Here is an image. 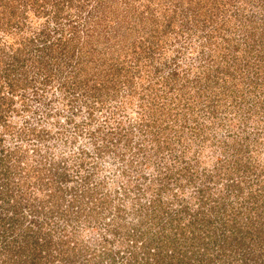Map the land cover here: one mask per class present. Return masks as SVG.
Segmentation results:
<instances>
[{
  "label": "rangeland",
  "instance_id": "374dc122",
  "mask_svg": "<svg viewBox=\"0 0 264 264\" xmlns=\"http://www.w3.org/2000/svg\"><path fill=\"white\" fill-rule=\"evenodd\" d=\"M16 1L17 7L5 6V19L20 18L29 34L63 26L82 2ZM98 1L105 8L84 48L81 81L73 82L66 70L43 86L37 52L30 54L35 60L28 61L27 73L11 75L20 79L15 91L0 79V137L12 169L5 175L7 166H0V264L35 254L36 239L47 264H178L187 254V264H264V0ZM5 95L10 99L4 102ZM117 118L125 129L132 124L136 162L127 169L136 183L131 194L142 204L122 211L125 219L115 224L146 233L131 242L118 232L113 237L119 240L101 254L98 241L108 237L118 196L125 198V177H115L126 166L113 153L119 142L104 139ZM29 125L36 130L28 138L22 131ZM96 139L106 147L102 156ZM169 143L174 150L163 149ZM25 148L30 171L23 156L15 163V152ZM85 150L94 157L87 162ZM138 160H146L144 167ZM56 174H63L61 190L55 180L46 184ZM41 178L52 212L37 222L32 207L38 198L29 193L37 194ZM89 190L100 193L85 195ZM198 212L211 221L191 223ZM41 224L50 231L46 238L43 232L38 238ZM26 225L35 231L24 243ZM149 250L164 258L158 261Z\"/></svg>",
  "mask_w": 264,
  "mask_h": 264
},
{
  "label": "trees",
  "instance_id": "16d2710c",
  "mask_svg": "<svg viewBox=\"0 0 264 264\" xmlns=\"http://www.w3.org/2000/svg\"><path fill=\"white\" fill-rule=\"evenodd\" d=\"M94 1H95V3L92 4V2L90 0H82V2L77 5V6H80L79 14L78 13L77 14H75V13L69 14L70 18L67 19L68 22H65V24L63 26L58 25L55 30L48 29V30H44V31L39 32V33H35V34L30 33L29 34L26 31H24L25 28H24V25L22 24L23 20H21L20 18L15 17V19H13L12 16H9L7 19H5V14H7V10L4 11L5 6H7L8 3H14V5L11 6L13 8V7L19 6L21 4V2H17L16 0H0V8H1V6L3 8V13H1V11H0V79L3 77L5 80L8 79L5 81L4 85H3V83L1 84L2 87H6V88L9 87V89L12 92L16 90V84H17V82H19L20 79L13 80L11 75H13L14 71H16V70H18V72H20L22 76H23V74L27 73L26 68L29 65L28 61H31V60L34 61L35 60V58L30 54H32V53L34 54L35 52L38 53L36 62L39 63V67H40L39 71L43 70V72H45V76H44L45 79L43 81V83H45V84L43 86H45V85L48 86V84L54 78L61 79V75H63L66 70L69 73V75H68L69 78H72L73 82L75 81V79H78L76 81H81L80 78L83 76L82 73H84V70H85L84 61L87 58V56L84 54V52H85L84 48L86 46H88V43L90 42V40L93 36L91 34L96 32L95 25H97L96 23L98 22L97 21L98 19H96V16L99 15V12L104 11V8H105L104 5L106 3V2L103 3V2H99V1L96 3V0H94ZM102 1H105V0H102ZM90 4H92V5H90ZM15 13L17 14L16 11H15ZM94 22H96V23H94ZM18 37H19V40L23 42V47H20L21 44H20V42L18 43ZM70 42L72 43V47H70ZM124 66L125 65H122V67H124ZM64 68H65V70H64ZM19 69L21 71H19ZM111 71L112 70H110L108 72V74H111ZM103 80H105V79H103ZM24 84H25V82H24ZM62 84L64 86L67 85V80L63 79ZM47 86L43 87L42 91L47 90ZM10 90H8V91H10ZM36 92L37 91H35V93ZM2 99L5 102L6 100H8L10 98L7 95H5L4 97H2ZM48 105H49V103H46V105H45L46 108L48 107ZM49 115H51V114L49 113ZM93 119L94 118H92V120ZM141 119H144V117H141ZM92 120L88 122V125L91 124ZM69 121L74 123L73 118H69ZM122 122L123 121H119L117 118V120H116L117 125L114 126L113 129L107 131L105 133V137H104L105 140H106L107 136L110 139H112V138L116 139V137H117L116 140L121 144L120 145H119V143L117 144V146L114 148L113 153L116 152L117 153L116 158L117 159L121 158L122 160H124V164H126V166L121 170L119 175L115 176L118 180H119L120 176L125 177V181H124L125 185H124V192H123L125 194V198L118 196V203H116V205H114L113 203L111 204V205L116 206L115 209L117 211H119L121 213V215H118V213H119L118 212L116 214L117 215L116 218H113V222L108 224V226H109L108 237L106 235H104L103 236L104 238H102V240L98 241V243L101 244L102 251L104 250V252H100L101 254L102 253L108 254V252H106V251L111 250L108 247V246H110L109 244H111V242H116L117 240H119V238L117 239L116 237H113L114 235L118 234V232H122L124 236H127L128 239L131 240V242L138 241L137 238L140 235L146 233V232L141 231V229L139 227H134V231L131 230L132 232H130L129 229L127 231H126V229L124 231H122L121 229H119V226L115 224L117 220L125 219V216L123 218L122 211L125 212L126 209L128 210L129 208H135V206L137 204L138 205L142 204L138 198L139 195H136V194L132 195L131 194V192H132L131 188L134 185H136V183L133 182L134 180L130 176V172L127 169L128 167L133 166L134 163L136 162V160L134 159L133 153H130L133 151V149L131 148L132 145L130 143L132 140V137H130V133H131L130 128H131L132 124H130L129 128L127 127L125 129L124 128L125 126H122ZM5 124H7V129H10L11 124L10 123L9 124L5 123ZM75 126L80 127V125L78 123H75ZM35 130H36V127L29 125L28 128L26 129V131H22V133H23L24 137L25 136L28 137V135L34 133ZM93 132L94 131H91V129H90L89 133L91 134V137H94L95 133H93ZM41 137L43 138L42 135H41ZM2 140H3V137L2 138L0 137V154H1L0 166H2V168L7 166L5 171H4V174L10 175L12 173V169H10V166L7 165V160H6V159H8L10 152H8L7 146H3L1 144ZM97 142L98 141L96 139V141H95L96 152H97V154L102 156L103 153H105V151L103 152V150L106 149V147H100L99 143L97 144ZM162 146L163 145H160V147H162ZM180 146H182V145H180ZM120 147H123V148H120ZM165 148H167V149L173 148V150L175 149V147L170 143L167 144V146H163V149H165ZM109 149H111V148H109ZM140 150H142V147H137L135 152H138ZM15 153H16L15 156H17V160L15 161V163L21 162V156H23V161L26 162L24 167L29 169V171L33 169V165L31 164V161L29 159L30 158L29 148H25L22 151L21 155L18 154V151ZM127 153H129L130 155L126 156ZM134 155H136V154H134ZM131 156H132V158H131ZM83 158H84L83 160L85 162H87L89 159H93L94 157H93L92 152L90 150H88V151L85 150ZM114 160H115V158H114ZM137 163H139V165L144 167V165L146 164V160H138ZM93 166H94V169L97 170V172H100V170H103V168L100 166H98L96 168L95 163L93 164ZM115 166H117V164ZM142 171H143V169H142ZM62 175L63 174H59V176H62ZM59 176L56 174L55 177H53L46 184L48 186H53L52 181L55 180L54 186H56L59 190L63 189V187H61V186L59 187V184H58V180L60 179ZM44 181H45V179L41 178V180L37 184V188H38L37 194L34 192H31L32 194L29 193V196H33L34 200L38 198V201H36V204H33V207H32V210H34L33 212H37V214H36V215H38L37 220H34L37 222L40 219L46 220L45 218H41V216H46V218H47V216L49 214H51V212H52V209L48 204V200H46L44 198V196H42L43 193H45V195L51 196L45 190V182ZM92 191L93 190L87 191L85 195H89V194L94 195L96 192H99L97 190L95 192L94 191L92 192ZM57 192H58V190H55V193H57ZM249 198H252V197L249 196ZM103 202H104V200H102L100 203H96V202L95 203L97 205L98 204L102 205ZM81 203H82L81 209L82 210L86 209L84 202L81 201ZM30 205H32V204L30 203ZM152 205L155 206L156 204L153 203ZM186 208L188 211L189 208L188 207H186ZM181 212H180L178 219L183 217ZM133 213H136V212L133 211ZM147 213L151 214V212L149 213V211ZM160 214L161 213H157V216L159 217ZM204 216H205V213L203 214L201 212H198L197 214H195V220L191 221V223L192 222L211 221L210 217L205 218ZM153 219L161 221V218L153 217ZM108 220H110V219H108ZM162 223H164V222L162 221ZM25 227H27V228H26V231L23 233L24 240H25V238L28 237V234H30V233L32 234V232L34 233V231H35L33 227L32 228L30 227V225H26ZM195 229H198V227H196ZM36 230L40 234L43 232L45 234L44 238H46V236H49V234H50L49 230L46 231L47 230L46 225H43V224L38 225V229H36ZM246 231L248 232L246 237L253 238V234L251 233V231H249V230H246ZM138 232H140V233L138 234ZM40 237H43V235L41 234V236H38V238H40ZM129 240H127V241H129ZM40 241H42V240H39V239L35 240V242L39 244V249L34 252L35 254L32 255V253L31 254L28 253L29 255H22L20 258L17 257L18 259H15V264L17 262H19L20 264H47L49 261V258L46 257L45 255H43V253L40 249V245L42 242H40ZM44 241H46V239H44ZM25 242H26V240L24 241V243ZM26 247L30 250V248H29L30 246H26ZM128 251H129L128 253H129V255H131V257H132V255H133V258L137 257L138 253L136 252V250L132 251L131 249H129ZM149 251L152 252V250H149ZM152 253H150V254H152ZM163 253L164 252H158V253L156 252V253H153V255H155V257L159 261L161 258H164V257H162ZM30 255H32V256L29 257ZM174 255L176 256V258L178 257L176 254H174ZM187 257H188V254L186 256L179 258L178 264L189 263L190 260ZM189 257L192 259L191 255H189Z\"/></svg>",
  "mask_w": 264,
  "mask_h": 264
}]
</instances>
